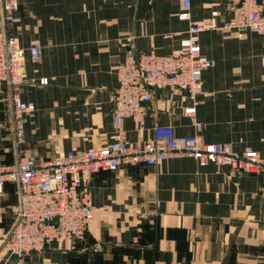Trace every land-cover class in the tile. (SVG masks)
I'll return each instance as SVG.
<instances>
[{"label": "crops", "instance_id": "1", "mask_svg": "<svg viewBox=\"0 0 264 264\" xmlns=\"http://www.w3.org/2000/svg\"><path fill=\"white\" fill-rule=\"evenodd\" d=\"M239 1L190 0V20H180V0H17L7 31L24 50L19 99L34 110L23 115L25 142L16 145L11 90L2 86L0 164L108 145L116 68L127 50L172 54L190 23L212 12L216 29L199 35L211 65L195 114L184 113L186 93L154 89L140 131L127 118L124 137L151 140L154 128H170L175 137L198 133L236 152L252 148L264 161V36L224 28ZM34 41L38 62L28 52ZM263 177L264 170L201 166L188 157L99 171L88 184L93 219L84 239L51 242L21 259L2 248L18 203L16 184L7 183L0 192V264H264Z\"/></svg>", "mask_w": 264, "mask_h": 264}, {"label": "built area", "instance_id": "2", "mask_svg": "<svg viewBox=\"0 0 264 264\" xmlns=\"http://www.w3.org/2000/svg\"><path fill=\"white\" fill-rule=\"evenodd\" d=\"M180 1L178 18L190 20V0ZM17 10V0H0V89L6 84L11 90L13 136L16 145H22L23 115L33 111L34 105L21 101L18 94L24 80V50L7 31ZM215 16L212 12L209 18L191 22L179 40L178 50L172 54L136 55L127 50L125 59L116 68L113 137L108 145L81 153H59L50 160L20 155L13 164H0V192L7 183L16 184L18 190L15 220L2 243L10 257L21 259L39 253L51 242L83 240L93 219L88 184L90 177L99 171H113L121 164L155 166L181 157L192 158L201 166L214 164L249 172L264 170V161L252 148L236 152L226 143H205L198 133L175 137L170 128L157 127L151 140L128 142L124 137L123 124L127 118L140 131L146 113L144 101L154 89L186 93L190 104L184 113L195 114L203 71L211 65L201 53L199 35L216 29ZM224 28L235 32L249 30L264 36V0H240L232 8ZM28 52L30 60L38 62L39 42L34 41ZM46 83V79L39 80L41 85ZM199 126L197 123L196 127ZM261 185L264 186V177Z\"/></svg>", "mask_w": 264, "mask_h": 264}]
</instances>
